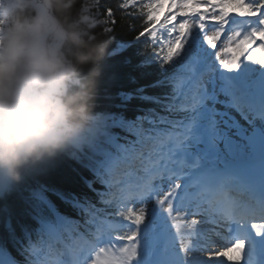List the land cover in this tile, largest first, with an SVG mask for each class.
<instances>
[{
	"label": "snow or ice",
	"instance_id": "6c2138e0",
	"mask_svg": "<svg viewBox=\"0 0 264 264\" xmlns=\"http://www.w3.org/2000/svg\"><path fill=\"white\" fill-rule=\"evenodd\" d=\"M164 7L118 5L160 52L203 48L234 83L113 109L78 141L62 185L41 182L44 167L0 180V264H264V180L197 162L264 147V0H168L160 19Z\"/></svg>",
	"mask_w": 264,
	"mask_h": 264
},
{
	"label": "trees",
	"instance_id": "16d2710c",
	"mask_svg": "<svg viewBox=\"0 0 264 264\" xmlns=\"http://www.w3.org/2000/svg\"><path fill=\"white\" fill-rule=\"evenodd\" d=\"M39 1L45 24L54 27L55 22L61 31L59 53L65 79L60 89L53 87L52 95L57 103L60 94L62 119L71 126V135L62 134L50 144L41 143L0 164V180L20 183L27 172L44 167L51 175L39 178L41 182L62 185L75 171L74 149L90 127L111 119L113 109L158 102L166 90L178 92L179 73L187 64L185 56L160 52L148 36H138L143 22L119 10L121 0ZM39 1L32 5L31 0H0V37L6 36L17 18L38 17ZM109 7L114 26L106 15ZM56 118L59 123L58 108ZM26 183L31 185L34 180L29 178Z\"/></svg>",
	"mask_w": 264,
	"mask_h": 264
},
{
	"label": "clouds",
	"instance_id": "9594fccd",
	"mask_svg": "<svg viewBox=\"0 0 264 264\" xmlns=\"http://www.w3.org/2000/svg\"><path fill=\"white\" fill-rule=\"evenodd\" d=\"M44 30L39 17L17 18L0 37V164L41 144L56 119L63 65L42 46Z\"/></svg>",
	"mask_w": 264,
	"mask_h": 264
},
{
	"label": "rangeland",
	"instance_id": "374dc122",
	"mask_svg": "<svg viewBox=\"0 0 264 264\" xmlns=\"http://www.w3.org/2000/svg\"><path fill=\"white\" fill-rule=\"evenodd\" d=\"M160 13L162 12L159 11L158 15ZM60 40H61L60 31L54 29L53 27L47 26L45 24V30H44L42 40H41L42 46L44 48L46 47L48 51H53L54 46L57 47L58 44L60 43ZM189 54L192 57V59L193 57H197L196 66L193 69V72L197 73L196 74L197 77H195L192 72L190 76L192 80L189 81V84L194 85L197 82V84L201 86L204 83L210 82L213 84V86H218L220 91H222L217 81V78H218L217 68H218L219 63L214 58H211V54L206 53V51L203 48H199V47H197L195 52L193 50H189ZM243 63H248V62L243 61ZM243 63H242V66H243ZM245 71L246 73H248L249 71H251V69H246ZM58 126H59L58 123L53 126L51 132L49 133L48 137L44 141H47L52 136H54L56 130H57L56 137L48 140L47 142H52L60 136L62 132L59 130Z\"/></svg>",
	"mask_w": 264,
	"mask_h": 264
},
{
	"label": "bare ground",
	"instance_id": "6f19581e",
	"mask_svg": "<svg viewBox=\"0 0 264 264\" xmlns=\"http://www.w3.org/2000/svg\"><path fill=\"white\" fill-rule=\"evenodd\" d=\"M236 154L240 155L241 157H243L245 159H253V158H256V159L259 160L261 158H264V147L255 146V147L249 148L247 151H245L243 153H236ZM205 156H207V154H205ZM225 156L226 155L221 156V157H215V156H212V157L213 158H223ZM197 160H199V159L197 158Z\"/></svg>",
	"mask_w": 264,
	"mask_h": 264
}]
</instances>
